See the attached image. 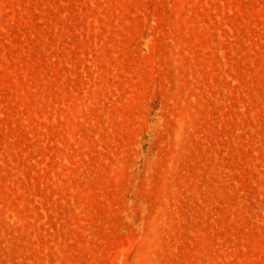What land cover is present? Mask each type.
<instances>
[{"label":"rangeland","instance_id":"1","mask_svg":"<svg viewBox=\"0 0 264 264\" xmlns=\"http://www.w3.org/2000/svg\"><path fill=\"white\" fill-rule=\"evenodd\" d=\"M0 264H264V0H0Z\"/></svg>","mask_w":264,"mask_h":264}]
</instances>
